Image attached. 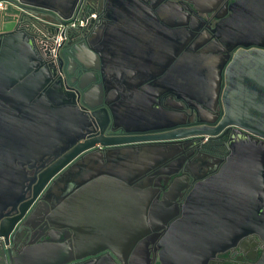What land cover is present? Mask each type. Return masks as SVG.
<instances>
[{
    "label": "water",
    "instance_id": "95a60500",
    "mask_svg": "<svg viewBox=\"0 0 264 264\" xmlns=\"http://www.w3.org/2000/svg\"><path fill=\"white\" fill-rule=\"evenodd\" d=\"M91 1L87 0L86 6ZM99 1L102 9V1ZM17 2H13L15 12L20 8L19 4H22L30 9L55 15V19L62 25H66L68 20L83 16L89 7L83 9L81 0ZM244 3L245 0H238L236 6ZM4 13L5 11L0 12V16ZM14 26L15 23H12L4 29L8 35L0 41V213L6 206L3 202L15 206L23 200L26 168L39 165L41 172L37 174L32 198L21 206L20 215L11 224L5 225L0 221V237L8 239L17 220L23 218L26 212L27 216L31 215L32 204L38 197L48 201L50 196L60 193L64 202L55 211V220L66 222L58 226L51 224L57 233H64L66 238L54 242V239L48 237L45 247L31 245L29 252L18 259L22 264H71L74 261L95 258L104 251L111 252L113 249H92L93 252L85 255L70 257L75 249L84 250L70 246V241L78 245L77 241L81 237L74 227L76 225L72 227L69 222L72 201L73 205H82L85 202L75 199L86 193L87 181L94 178L79 180L77 177L85 170L82 164L88 156L100 152L97 146L104 148L103 154L108 161H111L109 157L112 156L124 162V196L133 191L142 199L138 202V209L142 213L140 219L137 222L135 218L126 215L121 222L123 229L128 231L147 226L150 203L153 197L154 203L158 200L156 185L152 184V180L160 173L166 176L165 185L173 193L170 201L165 199L169 192L164 193V200L154 206L156 210L166 212L180 192L190 188L184 210L195 213L189 217L184 215L174 233L175 243L164 255L172 256L174 253L179 263H184L187 258H194L198 264H207L212 257L224 254L230 249L244 255L246 251L258 249L262 244L260 249L264 252V41L261 43L264 40V24L229 23L225 19L212 30L226 36L253 38L251 42L240 43L244 48L252 49L235 54L230 62H224L212 70L215 78L212 106L198 107L207 113L219 110L220 114L215 123L196 127H186L176 122L165 123L171 121L174 113L161 111L159 102L170 92L171 96L172 93L176 95L177 101L183 100L187 103L188 100H195L202 103L199 98L212 91L206 80L207 69H169L163 78H156L154 74V79L148 77L149 80L139 82L138 89L145 92L152 79L154 83H166L161 86L163 92L154 93V105L158 112L168 114L158 116L157 121L146 122L142 121L144 116L136 111L133 88H128L133 81L131 69H118L108 60L105 61L109 65L107 69L88 68L84 61H80L83 69H79L81 75L77 78L78 81L82 82L86 76L91 77L92 83L97 77L101 81L100 84L80 85L82 89L88 88V98L85 96L86 100L83 101L87 112L84 114L74 106L75 93L66 91L57 84L50 86L51 74L48 69H39V57L31 38L22 33L14 34ZM69 34H72V38L80 37L81 33L73 30ZM85 49L86 59L97 62L98 56L88 48ZM207 58L211 59L203 57L205 60ZM102 85L106 89L115 88L120 91L121 109L119 104L112 107L103 101ZM124 86L128 89H124ZM91 88L97 89L98 93H92ZM135 94L142 101L145 100V95ZM191 111L197 115L195 110ZM90 120L98 125L100 135L89 140L85 132ZM126 126L130 128L127 129ZM121 127L124 128L122 135L104 134L108 129ZM230 130L236 132L238 139L230 137L224 157L212 159L207 155L205 157L208 162L190 161L197 175L184 169L186 175L178 180L183 186L178 187L176 182L172 185V177L181 174V168L169 171L160 169L166 163L167 166H172V162L182 155L183 150L174 145L222 138ZM135 145L138 147L133 148ZM130 179H145L147 184L136 191L133 187H128L131 184ZM112 182L114 181L111 180L110 183ZM73 207L75 213L77 206ZM79 209L81 211L82 207ZM110 209L111 207L108 210ZM129 209H132V205H127V201L122 203V211ZM169 218L159 216V227L166 225ZM69 230L73 231V236L69 235ZM106 237L109 238V235ZM65 256L69 258L58 260ZM88 264L104 263L93 261ZM258 264H264V258Z\"/></svg>",
    "mask_w": 264,
    "mask_h": 264
},
{
    "label": "flooded vegetation",
    "instance_id": "af4514ba",
    "mask_svg": "<svg viewBox=\"0 0 264 264\" xmlns=\"http://www.w3.org/2000/svg\"><path fill=\"white\" fill-rule=\"evenodd\" d=\"M81 1L83 9L89 7L83 16L77 18H82L94 12L96 19H93L83 30L74 29L76 32L79 31L81 33L80 37L70 38L72 34H69L58 46L56 59L50 58L46 52L35 47L39 57V63L37 64L39 69H48L51 74L50 86L57 84L66 89V91L75 93V108L86 114L83 101L88 98L86 95L88 88L82 89L80 85L86 83H89V85L100 84L101 81L97 77V80L92 83L90 76L84 77L82 82L78 81L77 78L81 75L79 69H83L80 61H84V65H87L88 68L107 69L109 65L105 61L108 60L112 65H116L118 69H131L132 74L133 69H140L141 72H144L142 73L144 75H142L143 78L148 76L146 69H207L208 72L205 73L206 80H208L207 83L212 91L209 95H205L206 97L199 98L202 103L195 100H188L187 103L183 100L177 101L175 99L176 95L172 93L171 96L170 92L159 102L161 111H172L174 113L171 121L165 122V119H162L165 123H182L186 127H196L200 124L210 125L217 121L220 114L219 110L207 113L200 109V107H211L213 103L211 97L214 92L215 78L212 70L224 62H230L235 54L252 49L251 47L244 48L240 43L251 42L253 38L226 36L212 31L215 26L225 19L229 23L254 22L259 25L264 24V0H245V3L240 6H236L238 0H101L102 9L99 7V0H92L88 6L85 4L87 0ZM14 2L18 3L17 0ZM19 6L20 8L17 9V12H15L14 7H7L4 10V15L0 16V41L8 35L4 29L12 23H15L14 34H25L31 40L32 37L35 38L40 32H45L49 35L54 32L53 27L46 24V22L57 23L58 20L55 19V15L45 13V11L43 12L39 9H30V7L22 4H19ZM85 47L98 56L97 62L86 59L87 52ZM203 57H210L211 59L207 58L205 60ZM164 74H158L159 78H163ZM183 78L184 75L182 74L181 81H183ZM156 83L162 86L166 84L163 81H157ZM102 87L103 101L112 107L119 104L118 107L121 109L122 103L120 101H122V96L120 91L115 88L106 89L103 85ZM91 92L98 93V90L91 88ZM137 93L138 95L142 96L143 94L146 96L145 100L142 101L134 92L132 93L136 96L134 103L136 111L137 113H142L148 107L147 92L141 89ZM191 109L195 110L197 115L192 114ZM166 114L163 112V115L160 116L163 117ZM131 127L140 128L138 126ZM126 128L130 127L126 126ZM123 132L124 128L121 127L108 129L104 134L115 136L122 135ZM85 134L86 138L90 140L100 135V129L96 123L90 120ZM231 136L235 137V140L238 139L236 132L230 130L222 138L176 144L174 147L183 150L182 155L172 162V166H167L166 163L160 169L169 171L170 169L181 168L180 173L182 175L177 174L172 177V185L176 182V185L181 187L183 184L178 180L186 175L183 172L184 169L193 175H197V172L192 169L190 161L208 162L207 157H205L207 155L211 156L212 159H222L227 152V144H229ZM97 147L100 152H94L88 156L82 167H87L86 165L90 161L97 166L91 169L89 167V169L85 168L84 171L79 173L77 179L83 180L94 177L87 181L86 191L95 190L99 181L105 182L107 180L110 183L113 180L114 182L112 183L115 185L121 184L122 202L119 204L121 205V213L124 216L135 218L138 222L142 215L140 209H138V202L140 203L142 199L135 195L133 191H128V196H124L125 189H123V185H125V181L122 182L124 162L112 156L109 157L111 161H108L109 159H106L105 154H103L104 148ZM135 147H138V145L133 148ZM25 171L26 181L23 200L15 206L5 204L6 202L2 203L6 206L0 213V221H3L5 225L13 223L20 215L21 206L32 198L36 177L41 172V169L37 165L26 168ZM157 171L160 170L157 169ZM130 180L131 184L128 187H133L136 191L140 186L147 184L145 179ZM76 181L78 182V180ZM165 182H167L166 176L160 173L152 180V184L156 185L155 190L158 200L154 203L153 197L150 203L147 211L149 216L147 226L127 231L125 230L126 228L123 229L119 226L122 223L117 221L119 227L116 229L112 228V231L108 228L105 232L106 236L109 235L111 242L103 244V246L113 248L111 252L104 251L95 258H86L81 261H74L71 264H88L93 261L104 264H198V261L194 258H187L183 261L184 263H179L180 261L174 256V253L172 256L164 255L175 243L176 235L174 233H176L177 226L184 215L189 217L191 214H195L184 210V205L191 192L190 188L183 189L180 195L172 201V206L166 212L163 211L161 213L156 210L154 206L164 200V193L168 194L169 192ZM71 185H74V182H71ZM113 190L115 189H110L112 192ZM172 193L169 192L165 199L170 201ZM39 198L32 204L31 209H33V212H31V215L27 216L28 213L26 212L27 214L25 213L23 218L17 220L8 239L0 237V264H22L18 259L24 253L29 252L31 245L45 247L48 237H51L52 240L54 239V242L66 238L64 233H57V230L51 226V224L58 226L66 223L62 220H55V211H58L64 202L61 194L57 193L52 195V197L50 196L48 201H43ZM104 198L105 201L103 202L102 200L103 203L94 202L91 198H88L85 202H82V205H78V208L74 204L73 206L76 207L75 213L73 212L74 207L72 212L75 216L76 213L81 215L89 214L94 207L100 208L99 204L104 208V210L102 209L103 212L113 213L114 210L116 211V205L112 202V198L108 199V195H105ZM126 201L127 205H132V209L122 211V203ZM79 207H82V212L79 211ZM109 207H111L110 210H108ZM86 211L88 213H85ZM159 216L170 217L163 227H159L157 223ZM69 235H74L72 230H69ZM135 238L136 240L133 241ZM51 244L56 245V243ZM70 246L74 249L79 244L75 245L70 241ZM260 248H262V244L258 246V249L246 251L244 255H240L237 251L230 249L224 254L212 257L207 264H258L264 258V252ZM90 252H93V250L80 251L75 249L70 257L81 256ZM66 258L69 257H60L58 260Z\"/></svg>",
    "mask_w": 264,
    "mask_h": 264
},
{
    "label": "crops",
    "instance_id": "0c3cea01",
    "mask_svg": "<svg viewBox=\"0 0 264 264\" xmlns=\"http://www.w3.org/2000/svg\"><path fill=\"white\" fill-rule=\"evenodd\" d=\"M57 1L60 2V0H57ZM146 70L148 71L147 72L148 76H146V78H143L142 77L143 74L141 73L140 69H133L132 85H130V87L128 88H133L134 93H137L138 90L139 91L141 90V89H138L139 82L145 81L147 79L149 80L150 77L154 79L153 77L154 74L156 75V78H157V76H159L158 74L160 75L164 74L166 69H146ZM153 79L151 80L152 83L148 85L149 86L148 90H146L147 97H148V100H147L148 107L146 108L145 112L140 113V115L143 114L145 118L142 121H146V122L147 121L148 122L157 121L158 120L157 117L160 115H163L162 112H158L157 110H155L154 93L158 94V92H163L164 89H162L163 88L161 87L162 85L157 84L156 82L154 83ZM124 87H125L124 89H128L126 86ZM124 114H127V113H124ZM86 166H87L85 167L86 169H89V168L91 169L97 165L94 162L91 163L90 161V163H88ZM96 187L97 188L95 190L90 189V191L89 190L86 191V193L84 194L85 196L82 195L84 197L80 196L76 198L75 201L76 200L86 201L88 198H91L94 202L103 203L105 201V198H104L105 195H108V199L112 198V202L114 203V205H116L115 207L116 211L114 210L113 213H110L107 211L103 212L102 209L104 210V208H102V205L99 204L100 208L97 209V207H94V209H97V210L93 209L92 212L89 214L80 215L76 213V216H74V213L72 212V216L69 222H70V225H72V227L76 225L74 227H76L77 230L79 231L78 232L79 236L81 235V237L77 241L79 243L78 247L84 250H92V249L94 250V249L108 247V246H103V244L111 242V240L108 237H106V233H105L106 229L111 228V231H112V228L116 229L117 227L121 226V224L118 226L119 223L117 221H120L121 223L122 219L125 218V216L122 215L121 213V205H119L122 202L121 184H118V185H115L114 183L111 184V183H108V181L106 180L105 182L99 181ZM111 188L115 190L117 189V190L116 191L113 190L112 192L110 191ZM111 194L112 196H110ZM106 201L110 202L109 200H106ZM76 206L78 207V204ZM72 208H73V204H72ZM85 213H88V211H86Z\"/></svg>",
    "mask_w": 264,
    "mask_h": 264
},
{
    "label": "built area",
    "instance_id": "2783aa9c",
    "mask_svg": "<svg viewBox=\"0 0 264 264\" xmlns=\"http://www.w3.org/2000/svg\"><path fill=\"white\" fill-rule=\"evenodd\" d=\"M15 0H0V12L4 11L7 7H13ZM96 19V14L91 12L82 18H76L75 20H68L66 25L57 23H48L53 27L54 32L47 34L40 32L35 38L32 37L35 47H38L41 51L46 52L50 58L56 59L58 46L67 38L70 32L74 29H85L89 23Z\"/></svg>",
    "mask_w": 264,
    "mask_h": 264
}]
</instances>
